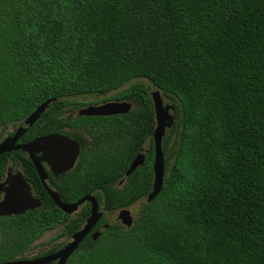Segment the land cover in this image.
Instances as JSON below:
<instances>
[{"label":"trees","instance_id":"trees-1","mask_svg":"<svg viewBox=\"0 0 264 264\" xmlns=\"http://www.w3.org/2000/svg\"><path fill=\"white\" fill-rule=\"evenodd\" d=\"M156 90L175 124L149 202ZM84 97L134 107L114 120L118 139L82 155L68 199L94 195L109 213L142 206L131 228L100 221L67 264H264V0H0V125L56 100L43 133H57V108ZM41 191L39 209L0 219V263L24 259L63 220Z\"/></svg>","mask_w":264,"mask_h":264},{"label":"flooded vegetation","instance_id":"flooded-vegetation-1","mask_svg":"<svg viewBox=\"0 0 264 264\" xmlns=\"http://www.w3.org/2000/svg\"><path fill=\"white\" fill-rule=\"evenodd\" d=\"M91 98H93V97H91ZM91 98L84 97V98H80L79 100L72 99L71 100L72 104H70L68 106H64L63 109L57 108V118H56V120H57V123H56L57 133L47 134V135L57 134V136H59V137H67L70 140L75 141L79 145L80 155L78 156L77 161L74 164V166L67 169V167H69L68 161H63L61 165L57 164V174H55L51 170L50 165L45 160L44 151H38L35 157H36V160L40 163V165L43 167V169L47 173L48 177L46 180V184L49 186L50 189H52L54 192L57 193V197L59 198L61 203H63L64 205H74L86 197H94L99 204V212L102 213V218L100 219V221H102L104 219V220L109 221L110 223L120 222L121 225H123L122 221L119 219V215H120V212L124 209L118 210L119 211L118 219L111 221V220H108V218H107L109 215V212H104L101 203L99 202V200L94 195L83 197L82 199H80L77 202H71L68 199V195L69 194L72 195L73 189L76 188V167H77L78 163L80 162L82 155L85 152H89L93 146L96 147L97 143H99V142H101L102 144H107V143H109L110 139L111 140L112 139H118L123 134V132L121 131V129L117 128L114 125V120H117L118 118L123 120L124 119L123 116L128 115V114H119V115H113V116H85V115H80V112L82 110L87 109V108L92 107V106L98 107V106H103V105L108 104V103H114V102L115 103H121V102H123V101L105 100L104 98H101V99L99 98L95 101V100H92ZM76 99H78V98H76ZM81 104H83V105H81ZM133 107L134 106H132V108ZM132 110L133 109H131V111ZM44 114L36 121V123L32 127H29L26 124L28 118L31 115L29 117H27L25 120H21V121L16 122V123L7 122V123L1 124L0 125V146L6 140L12 139L16 135L18 130L21 128H26L27 132L19 139V141L16 143V146L27 145L37 138L47 136L46 134L43 133L45 130ZM81 119H86V120H81ZM108 119H111L112 124L114 126H110ZM31 129H34L32 134H31V136L33 138L31 140H27L26 138H28V135H29ZM155 129H154V133L152 136L153 143H154V146H153L154 159H155ZM166 136H167V132H166ZM150 149H151V142H148L139 151V153L136 155V157L140 153H145V156L147 157V155H149V153H150ZM17 176H20V177H17ZM21 176L27 182V184L30 186L31 193H32L33 197H35L36 199H39L41 201V203L43 204V201H42L43 199H41V197H39V195L40 194L43 195L41 189H44L46 192H47V190H46V188H45V186L41 180V177L38 173V168H37V165L35 164V161L33 160V157L28 152H24L23 150H13L12 152H7V153L2 154L0 156V204L5 201V198H6L7 194L10 192L11 186L13 185V183L15 181L14 179L17 177V180H19L21 178ZM128 177H130V176L126 175V178H128ZM126 178H123L120 181H118L117 183H115L114 184L115 188H122L127 182ZM19 182L21 183L20 180H19ZM153 182H154V180H153ZM152 189H153V184H152ZM49 198L53 201V199L50 197V195H49ZM83 208L90 209V216H91L92 203L89 201H86L85 203H83L78 208V210L72 214L65 213L61 209V207L57 204V209H59L60 211H62L65 214V216L62 218L63 220L57 222V229H56L58 231L57 237L53 238L51 241H48L47 244L43 245L42 247H39V248H44V250H43L44 252L37 253V254L31 255V256L30 255L27 256V254L29 252L34 250L35 244L44 237L45 234H43L40 238H38L31 245L29 250L24 253V259L20 258L18 260H11V261H19V260L20 261H33L36 259H41V258L47 257L49 255L55 254V253L63 250L69 243H71L73 241L75 234H77L81 230L80 229L79 231L74 233L72 236H69L67 233H65L66 229L68 228L70 223L74 219L77 218V214L79 212H81L83 210ZM28 212H30V211H28ZM113 213H115V212H113ZM12 216H18V215H12ZM12 216H4V217H0V219L12 217ZM90 216H89V218H90ZM87 221H86V223H87ZM100 221H99V223H100ZM98 224H97V226H98ZM108 226L109 225H105V227H108ZM96 227L88 235V236H91V238L93 240H95L94 234H96L98 232L101 234V231L95 230ZM0 228H1V222H0ZM48 232H51V231H48ZM62 239L64 241H62L56 245H52L53 243H55L56 240H62ZM64 243L66 245L64 247H62L60 250H58L54 253H50V252H52V250L54 248H56V247H58ZM2 263H6V262H2ZM50 264H57V261L52 262Z\"/></svg>","mask_w":264,"mask_h":264},{"label":"water","instance_id":"water-1","mask_svg":"<svg viewBox=\"0 0 264 264\" xmlns=\"http://www.w3.org/2000/svg\"><path fill=\"white\" fill-rule=\"evenodd\" d=\"M152 100L155 111L156 129H155V159L153 164L154 182L153 192L148 197V201L151 202L159 196L163 187L166 174L165 153L163 151V141L166 136L167 130L173 128L175 124V117L172 114L173 107L164 104V100L160 91L156 90L152 92ZM47 101L43 103L37 110L28 118L26 124L32 127L36 121L49 109L50 105L55 102ZM132 109V104L127 102L121 103H108L103 106L89 107L80 112V115L85 116H113L119 114H129ZM27 132L26 128L18 130L16 135L12 139L6 140L0 146V156L13 150H23L28 152L35 161L38 168V173L41 180L53 201L58 204L61 209L68 214H72L78 210V208L89 201L92 203V213L85 226L74 236V239L63 250L49 255L47 257L36 259L33 261H9L0 264H50L56 262L57 264H67L71 256L78 250L85 238L94 230L102 218V213L99 212V204L94 197H86L80 200L74 205H64L57 197V193L54 192L46 184L47 173L36 160V154L38 151H44L45 160L50 165L51 170L57 174V164L61 165L63 161H68L67 169L74 166L80 155V147L75 142L67 137H59L57 134H51L44 137H40L32 141L31 143L23 146H16L19 139ZM145 153H140L132 162L127 176H131L137 169L141 168L145 163ZM65 163V162H64ZM64 165V164H63ZM20 177V176H17ZM14 179V183L11 186L10 192L7 194L5 201L0 204V217L23 215L28 211H34L41 207L42 203L39 199L33 197L31 188L27 182L22 178ZM119 219L123 225L127 228H131L134 225V218L131 211L124 209L120 212ZM101 234L98 232L94 234V239H98Z\"/></svg>","mask_w":264,"mask_h":264},{"label":"rangeland","instance_id":"rangeland-1","mask_svg":"<svg viewBox=\"0 0 264 264\" xmlns=\"http://www.w3.org/2000/svg\"><path fill=\"white\" fill-rule=\"evenodd\" d=\"M145 84L148 85V83H145ZM88 98H91V97H88ZM79 99L80 98L75 99V100H79ZM91 99L96 101L99 98H94L93 97ZM164 100H165V103L166 104H170V102L168 100H166V99H164ZM171 130L172 129H170V130L167 131V136L170 135ZM174 140H175V136H173V141ZM141 206H142V201L141 202H138L134 206L128 208L131 211V214H132V216H133V218L135 220L137 219V217H138V215L140 213ZM118 215H119V211H117L115 213H109V215H108L107 218H108V220L114 221V220H117L118 219ZM57 234H58V231L57 230H54V231L45 233L44 237L35 244L34 250H32L31 252H29L28 254L26 253L27 256L28 255L31 256V255H34V254H37V253L44 252L43 251L44 248H39V247H42L43 245L47 244L48 241H51L53 238L57 237ZM2 241H3V235H2L1 228H0V244H1ZM62 241H64V240L63 239L62 240H56L55 243H53L52 245H56V244H58V243H60Z\"/></svg>","mask_w":264,"mask_h":264}]
</instances>
